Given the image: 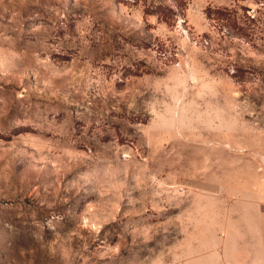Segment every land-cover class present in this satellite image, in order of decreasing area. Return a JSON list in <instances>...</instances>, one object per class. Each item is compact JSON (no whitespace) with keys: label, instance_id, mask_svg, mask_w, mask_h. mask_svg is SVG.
I'll use <instances>...</instances> for the list:
<instances>
[{"label":"rangeland","instance_id":"obj_1","mask_svg":"<svg viewBox=\"0 0 264 264\" xmlns=\"http://www.w3.org/2000/svg\"><path fill=\"white\" fill-rule=\"evenodd\" d=\"M262 156L264 0H0V264H225Z\"/></svg>","mask_w":264,"mask_h":264},{"label":"crops","instance_id":"obj_2","mask_svg":"<svg viewBox=\"0 0 264 264\" xmlns=\"http://www.w3.org/2000/svg\"><path fill=\"white\" fill-rule=\"evenodd\" d=\"M254 193L255 213L252 225L254 233L251 235L249 229L246 228L243 237L245 241L239 242L236 248L223 244L220 253L225 264H264V186L257 188ZM231 252L237 255L231 256Z\"/></svg>","mask_w":264,"mask_h":264},{"label":"water","instance_id":"obj_3","mask_svg":"<svg viewBox=\"0 0 264 264\" xmlns=\"http://www.w3.org/2000/svg\"><path fill=\"white\" fill-rule=\"evenodd\" d=\"M261 159H262V161L264 162V156H262V158H261Z\"/></svg>","mask_w":264,"mask_h":264}]
</instances>
